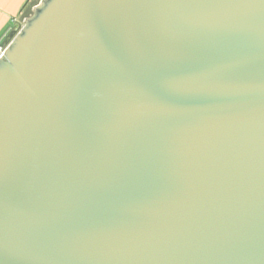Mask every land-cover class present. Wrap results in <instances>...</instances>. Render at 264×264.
<instances>
[{
    "label": "water",
    "instance_id": "1",
    "mask_svg": "<svg viewBox=\"0 0 264 264\" xmlns=\"http://www.w3.org/2000/svg\"><path fill=\"white\" fill-rule=\"evenodd\" d=\"M0 58V264H264V0H41Z\"/></svg>",
    "mask_w": 264,
    "mask_h": 264
},
{
    "label": "crops",
    "instance_id": "2",
    "mask_svg": "<svg viewBox=\"0 0 264 264\" xmlns=\"http://www.w3.org/2000/svg\"><path fill=\"white\" fill-rule=\"evenodd\" d=\"M38 0H0V45L7 48L8 35L30 17Z\"/></svg>",
    "mask_w": 264,
    "mask_h": 264
},
{
    "label": "built area",
    "instance_id": "3",
    "mask_svg": "<svg viewBox=\"0 0 264 264\" xmlns=\"http://www.w3.org/2000/svg\"><path fill=\"white\" fill-rule=\"evenodd\" d=\"M5 51H6V47L0 45V58L4 55Z\"/></svg>",
    "mask_w": 264,
    "mask_h": 264
},
{
    "label": "trees",
    "instance_id": "4",
    "mask_svg": "<svg viewBox=\"0 0 264 264\" xmlns=\"http://www.w3.org/2000/svg\"><path fill=\"white\" fill-rule=\"evenodd\" d=\"M40 1L41 0H38L37 3H35L34 5H38ZM32 14H33V12L29 13L30 16H32Z\"/></svg>",
    "mask_w": 264,
    "mask_h": 264
},
{
    "label": "bare ground",
    "instance_id": "5",
    "mask_svg": "<svg viewBox=\"0 0 264 264\" xmlns=\"http://www.w3.org/2000/svg\"><path fill=\"white\" fill-rule=\"evenodd\" d=\"M7 49V48H6Z\"/></svg>",
    "mask_w": 264,
    "mask_h": 264
}]
</instances>
